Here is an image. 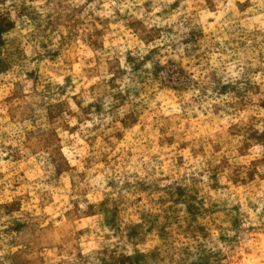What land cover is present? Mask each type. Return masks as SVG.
Returning a JSON list of instances; mask_svg holds the SVG:
<instances>
[{
	"label": "rangeland",
	"instance_id": "1",
	"mask_svg": "<svg viewBox=\"0 0 264 264\" xmlns=\"http://www.w3.org/2000/svg\"><path fill=\"white\" fill-rule=\"evenodd\" d=\"M0 264H264V0H0Z\"/></svg>",
	"mask_w": 264,
	"mask_h": 264
}]
</instances>
